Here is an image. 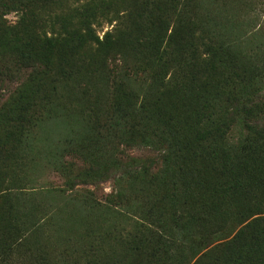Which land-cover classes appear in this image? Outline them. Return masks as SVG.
<instances>
[{
  "label": "trees",
  "instance_id": "1",
  "mask_svg": "<svg viewBox=\"0 0 264 264\" xmlns=\"http://www.w3.org/2000/svg\"><path fill=\"white\" fill-rule=\"evenodd\" d=\"M198 1L0 0V264H264L261 26ZM109 212L73 261L41 241Z\"/></svg>",
  "mask_w": 264,
  "mask_h": 264
},
{
  "label": "rangeland",
  "instance_id": "2",
  "mask_svg": "<svg viewBox=\"0 0 264 264\" xmlns=\"http://www.w3.org/2000/svg\"><path fill=\"white\" fill-rule=\"evenodd\" d=\"M207 10L215 12L222 19L227 26H232L234 28L246 27L248 30H255L254 28H259L261 26V31L254 38L250 40H243L242 47L248 53L258 54V58L264 62V0H199L195 7V14H203ZM7 19L14 23L18 20V15L16 12H11L6 15ZM110 26L108 24L103 28L98 29V34L102 37L106 30ZM259 60V59H258ZM258 65L261 66L260 62ZM264 69V67H262ZM141 77V76H139ZM144 78L131 77L125 80V83L130 84V87L138 88V83H143ZM16 87V82L4 81L0 83V97H4L10 94L11 91ZM62 128V126H61ZM60 131V130H59ZM64 129H61V132ZM59 133L55 136L58 137ZM38 167L31 169L29 172L30 178L35 180V185L38 186H61L64 185V179L60 174L54 170L53 167L41 162L37 164ZM35 166V165H34ZM102 188L106 192H110L113 188V183L111 181L106 182L102 185ZM77 212V211H76ZM88 221L80 220L82 217H69L62 221V224H55L52 227L44 230L40 238L44 246L53 251L61 252L68 250V258L74 260L71 256H78L83 252V249L90 243L93 235L99 234L101 231V218L102 222H110L115 220L109 212L104 214L102 217L93 216L86 217ZM118 224H122L125 227L124 231L131 230L133 228V221L128 219L117 220ZM71 256V257H70ZM86 264V262L82 263Z\"/></svg>",
  "mask_w": 264,
  "mask_h": 264
}]
</instances>
